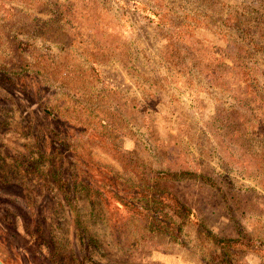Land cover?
<instances>
[{
    "label": "rangeland",
    "instance_id": "obj_1",
    "mask_svg": "<svg viewBox=\"0 0 264 264\" xmlns=\"http://www.w3.org/2000/svg\"><path fill=\"white\" fill-rule=\"evenodd\" d=\"M0 260L264 264V0H0Z\"/></svg>",
    "mask_w": 264,
    "mask_h": 264
},
{
    "label": "trees",
    "instance_id": "obj_2",
    "mask_svg": "<svg viewBox=\"0 0 264 264\" xmlns=\"http://www.w3.org/2000/svg\"><path fill=\"white\" fill-rule=\"evenodd\" d=\"M149 190H156L157 186L156 185H149ZM149 197V209L147 210L149 215L148 218H150L152 220V222L150 223L151 225V230H155L158 229L159 227H161V225L163 223H168V222H172V221H177L176 218H172L171 217V213H169L168 215L164 214V210H162L163 207H166V203H165V199L164 198H158L157 195H153L152 197L149 196V194H146V198ZM176 205L178 207L179 212L175 213L174 217H177V219H185L188 218L190 219L189 222H191L192 217L194 218L195 215L193 213V211L188 208L187 206H184L183 204H181L180 201H175ZM173 209L172 207H170L168 205V209ZM184 211V214H182ZM178 222V221H177ZM185 223V222H184ZM205 224H202V226ZM204 232L207 233L208 238L210 239L211 242L216 243L220 246V248L223 251V262H225V260L229 257H231L232 253L231 250L232 248L236 245L235 241L233 239H229V238H223L219 235H217L216 233H214L212 230L208 229L206 226H203ZM174 237L177 236V233H174ZM175 240V238H173ZM225 251V252H224Z\"/></svg>",
    "mask_w": 264,
    "mask_h": 264
},
{
    "label": "water",
    "instance_id": "obj_3",
    "mask_svg": "<svg viewBox=\"0 0 264 264\" xmlns=\"http://www.w3.org/2000/svg\"><path fill=\"white\" fill-rule=\"evenodd\" d=\"M0 264H5L3 261L0 260Z\"/></svg>",
    "mask_w": 264,
    "mask_h": 264
}]
</instances>
